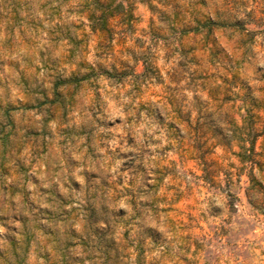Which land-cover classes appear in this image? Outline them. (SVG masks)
<instances>
[{"label": "clouds", "instance_id": "1", "mask_svg": "<svg viewBox=\"0 0 264 264\" xmlns=\"http://www.w3.org/2000/svg\"><path fill=\"white\" fill-rule=\"evenodd\" d=\"M0 264H264V0H0Z\"/></svg>", "mask_w": 264, "mask_h": 264}]
</instances>
